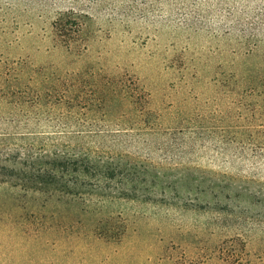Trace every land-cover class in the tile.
Wrapping results in <instances>:
<instances>
[{"label":"rangeland","instance_id":"374dc122","mask_svg":"<svg viewBox=\"0 0 264 264\" xmlns=\"http://www.w3.org/2000/svg\"><path fill=\"white\" fill-rule=\"evenodd\" d=\"M262 75L264 0H0V264H264Z\"/></svg>","mask_w":264,"mask_h":264},{"label":"trees","instance_id":"16d2710c","mask_svg":"<svg viewBox=\"0 0 264 264\" xmlns=\"http://www.w3.org/2000/svg\"><path fill=\"white\" fill-rule=\"evenodd\" d=\"M60 26H61V23H60ZM242 96H243L242 99L245 98V100L253 101L251 103H254V104L256 103V101H254L253 99H256V98H262V100L264 101V75H262L261 77L256 79L254 82L249 83V85H247L246 88L243 90ZM257 105H258L257 110L262 108V106L260 104H257ZM243 106L249 107L250 105L249 104H243ZM259 119L264 122V114H262L259 117ZM69 164L77 165V166H74L71 170L80 171L82 173H88L89 172L88 168L92 164V161L89 158H87L86 160H84V159H80V160H77V159H73V160H71V159L70 160L53 159L52 163H51V167L49 168L51 170H48L46 168H42V170L37 171V174H45L46 172L52 174V173L57 172V171H61V172L67 171L69 169ZM0 167L7 169V166H5L3 164H0ZM10 169L14 170L15 168H10ZM21 171H23V170L21 169ZM0 174L5 175L2 172H0Z\"/></svg>","mask_w":264,"mask_h":264}]
</instances>
